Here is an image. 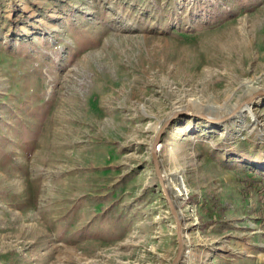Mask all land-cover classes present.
Returning a JSON list of instances; mask_svg holds the SVG:
<instances>
[{"label": "rangeland", "instance_id": "374dc122", "mask_svg": "<svg viewBox=\"0 0 264 264\" xmlns=\"http://www.w3.org/2000/svg\"><path fill=\"white\" fill-rule=\"evenodd\" d=\"M247 85L264 90V0H0V264H169L152 150L178 110L155 148L179 264H264L259 199L239 191L264 174Z\"/></svg>", "mask_w": 264, "mask_h": 264}, {"label": "water", "instance_id": "95a60500", "mask_svg": "<svg viewBox=\"0 0 264 264\" xmlns=\"http://www.w3.org/2000/svg\"><path fill=\"white\" fill-rule=\"evenodd\" d=\"M259 95H264V90L263 89L257 90L255 92H253L252 94H250L248 97H246L242 101V104L250 103L256 96H259ZM180 113L191 114L190 112H187V111H184V110H178V111L174 112L172 115H170V117L164 122V124L160 128L159 132L157 133V135H156V137L154 139V143H153L154 145H153V150H152V160H153V163H154L155 171H156V174L158 176V179H159L160 185L162 187V190H163V192L165 194V198L167 200L170 212H171V214H172V216L174 218V221H175V233H176V244H177V246H176V252H175V254H174V256L171 259L169 264H179V262H180V260H181V258L183 256V253H184V231H183L182 222L180 220V216L178 214V211H177V209L175 207L174 201L172 200V198H171V196H170V194L168 192V189H167V187L164 184L162 175L160 173V170H159V167H158V156H157V152H156L155 146L158 143L159 138L161 136V133H162L163 129L166 127V125H168V123ZM232 114L233 113L230 112L228 115H232ZM193 115L194 116L198 115V116L204 117L206 120H209V118L206 115L201 114V113H199V114L198 113H194ZM224 116H226V115H224ZM221 119H222V117H220V120Z\"/></svg>", "mask_w": 264, "mask_h": 264}, {"label": "trees", "instance_id": "16d2710c", "mask_svg": "<svg viewBox=\"0 0 264 264\" xmlns=\"http://www.w3.org/2000/svg\"><path fill=\"white\" fill-rule=\"evenodd\" d=\"M239 182L242 185L240 189L242 196L244 194L247 196V194L251 191H254L258 194L259 210L262 214L260 218L262 225L264 226V174L255 172L252 169H247L246 171H243L242 176L239 177ZM211 200L212 202H215L216 199L215 197H212ZM211 221L212 220L205 221L204 224H208Z\"/></svg>", "mask_w": 264, "mask_h": 264}, {"label": "crops", "instance_id": "0c3cea01", "mask_svg": "<svg viewBox=\"0 0 264 264\" xmlns=\"http://www.w3.org/2000/svg\"><path fill=\"white\" fill-rule=\"evenodd\" d=\"M245 198H247V196L244 197V199ZM257 198H258V194H257ZM204 199L205 200H203V198H202L201 201L197 202L199 209L202 211L198 215L200 217V220H202L204 222L205 219L209 220L212 218H217V216H220L221 214H223V213H221V212H223V209L221 210V208H223V206L220 205V203L217 202V200H215V202H212V201H208L207 198H204ZM259 211L260 210L258 207L257 208V213H258L257 221L262 225L261 218H260L262 216V214ZM224 212H225V209H224ZM262 227H263V225H262ZM248 258H249L248 255L240 256L239 264H249Z\"/></svg>", "mask_w": 264, "mask_h": 264}, {"label": "bare ground", "instance_id": "6f19581e", "mask_svg": "<svg viewBox=\"0 0 264 264\" xmlns=\"http://www.w3.org/2000/svg\"><path fill=\"white\" fill-rule=\"evenodd\" d=\"M245 82V81H244ZM248 86V85H247ZM248 88H249V86H248ZM254 90H256V87H252V88H249V90H248V93L250 94V93H252ZM200 104V102H199V100L198 99H195L194 100V102H192V105L195 107V106H197V107H199L198 105ZM192 111V110H191ZM243 109L242 108H239L238 109V107H237V104H235V105H233L232 107H230L229 109H227V110H224V114L223 115H226V114H228V113H230V112H232L233 114L234 113H236L235 115H234V118H236V119H238V121L239 122H244V118H245V115H244V113H243ZM198 112V111H197ZM191 113H193V112H191ZM160 148H161V146H159L157 149L158 150H160ZM156 149V150H157ZM260 164H258V166H259ZM171 182V181H170ZM186 185H185V183L183 182V180H182V177H180V176H178L177 177V186L175 187V190L177 191V192H179V193H181L182 191H186Z\"/></svg>", "mask_w": 264, "mask_h": 264}]
</instances>
